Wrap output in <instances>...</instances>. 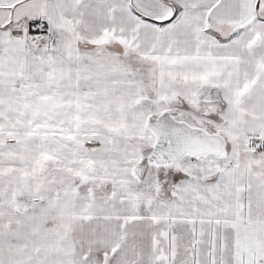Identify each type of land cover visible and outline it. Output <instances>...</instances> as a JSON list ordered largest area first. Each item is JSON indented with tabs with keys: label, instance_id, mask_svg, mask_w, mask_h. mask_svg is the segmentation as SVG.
Here are the masks:
<instances>
[{
	"label": "snow or ice",
	"instance_id": "1",
	"mask_svg": "<svg viewBox=\"0 0 264 264\" xmlns=\"http://www.w3.org/2000/svg\"><path fill=\"white\" fill-rule=\"evenodd\" d=\"M0 264H264V0H0Z\"/></svg>",
	"mask_w": 264,
	"mask_h": 264
}]
</instances>
